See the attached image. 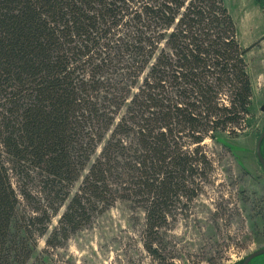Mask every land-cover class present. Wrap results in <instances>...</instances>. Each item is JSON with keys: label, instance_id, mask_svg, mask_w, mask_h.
<instances>
[{"label": "trees", "instance_id": "trees-1", "mask_svg": "<svg viewBox=\"0 0 264 264\" xmlns=\"http://www.w3.org/2000/svg\"><path fill=\"white\" fill-rule=\"evenodd\" d=\"M249 51L224 0H0V264L66 203L55 239L123 199L164 227L248 127Z\"/></svg>", "mask_w": 264, "mask_h": 264}, {"label": "rangeland", "instance_id": "rangeland-1", "mask_svg": "<svg viewBox=\"0 0 264 264\" xmlns=\"http://www.w3.org/2000/svg\"><path fill=\"white\" fill-rule=\"evenodd\" d=\"M224 1L242 45L250 48L253 103L248 127L233 137L219 136L218 143L207 139L213 170L199 178L193 199L182 198L170 207L167 223L158 231L147 230L143 204L123 199L93 215L91 224L69 239L61 234L62 245H49L50 239L58 241L52 233L66 203L39 238L28 264H242L264 248V170L257 156L264 131V0ZM250 264H264V254Z\"/></svg>", "mask_w": 264, "mask_h": 264}, {"label": "water", "instance_id": "water-1", "mask_svg": "<svg viewBox=\"0 0 264 264\" xmlns=\"http://www.w3.org/2000/svg\"><path fill=\"white\" fill-rule=\"evenodd\" d=\"M263 141H264V131L260 135V138H259L258 143H257V156H258L259 161L261 162L262 168L264 170V155L262 153ZM263 254H264V248L259 249V250L255 251L254 253L250 254L249 256H247L244 259V261L242 262V264H250L252 260H254L255 258H257Z\"/></svg>", "mask_w": 264, "mask_h": 264}]
</instances>
